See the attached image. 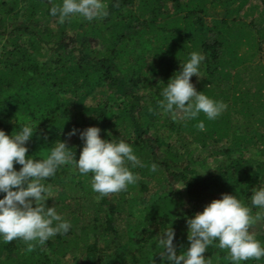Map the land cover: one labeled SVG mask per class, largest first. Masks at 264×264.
Masks as SVG:
<instances>
[{"label": "trees", "instance_id": "trees-1", "mask_svg": "<svg viewBox=\"0 0 264 264\" xmlns=\"http://www.w3.org/2000/svg\"><path fill=\"white\" fill-rule=\"evenodd\" d=\"M106 2L102 19L60 24L49 14L60 0H0V129L10 135L31 123L27 155L41 158L61 139L78 158L79 130L95 125L102 138L121 134L145 163L134 185L100 199L90 176L59 167L45 181L57 187L45 203L70 220L69 231L31 249L0 241V264H162L160 231L172 227L180 251L189 244L186 217L221 193L250 204L264 181V0ZM194 50L205 57L194 87L227 107L214 120L159 114L164 83ZM72 128L77 134L66 135ZM252 212L264 222V211ZM225 252L209 246L203 255L230 264Z\"/></svg>", "mask_w": 264, "mask_h": 264}, {"label": "clouds", "instance_id": "clouds-1", "mask_svg": "<svg viewBox=\"0 0 264 264\" xmlns=\"http://www.w3.org/2000/svg\"><path fill=\"white\" fill-rule=\"evenodd\" d=\"M50 16L57 23L77 16L86 21L102 19L108 15L106 0H60L49 8ZM204 55L191 51L164 83L156 101L159 114L183 121L194 120L201 113L208 120L216 119L227 107L222 100L214 99L204 91H197L191 77L201 76ZM197 129L203 130V120H197ZM36 125L24 123L19 129L6 134L0 129V241L14 239L26 242L29 249L44 246L56 234L67 233L71 222L57 211L56 204L46 206L54 199L57 187L46 183L61 166H69L79 174L90 176V188L96 199L126 190L138 180L136 168L145 167L130 144L121 136L102 138L98 126H87L82 130L72 128L66 134L76 135L83 141L79 156L65 140H57L41 158L27 155L26 142L33 136ZM198 148L199 145H194ZM40 152V151H39ZM14 164L21 167L16 169ZM157 170L155 163L150 165ZM206 169L200 168L197 174ZM213 169V168H211ZM184 186V185H183ZM182 186V187H183ZM180 187V188H182ZM264 211V181L251 188L250 204L237 194L221 193V197L207 203L202 211L186 217V248L177 251L173 244L174 230L168 227L157 234V246L162 264H211V258L203 255L209 246L226 249L225 259L230 264L264 258V242L257 239L253 229L264 231L261 213L253 215L252 208Z\"/></svg>", "mask_w": 264, "mask_h": 264}, {"label": "rangeland", "instance_id": "rangeland-1", "mask_svg": "<svg viewBox=\"0 0 264 264\" xmlns=\"http://www.w3.org/2000/svg\"><path fill=\"white\" fill-rule=\"evenodd\" d=\"M251 2H253V3H256V4H260L261 3V0H250ZM144 206H145V202H139L138 203V208H139V210H142L143 208H144ZM140 213H138V215H139ZM137 217V216H136ZM137 219H139L138 217H137Z\"/></svg>", "mask_w": 264, "mask_h": 264}]
</instances>
